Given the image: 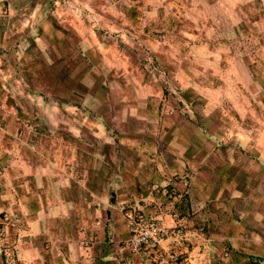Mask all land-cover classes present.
Returning <instances> with one entry per match:
<instances>
[{"label": "rangeland", "instance_id": "374dc122", "mask_svg": "<svg viewBox=\"0 0 264 264\" xmlns=\"http://www.w3.org/2000/svg\"><path fill=\"white\" fill-rule=\"evenodd\" d=\"M2 112L22 115L23 141L32 143L25 154L37 152L38 163L64 138L72 220L64 235L37 221L45 187L20 175L18 203L0 209V264H51L61 255L47 252L53 242L67 246L70 264H100L104 256L123 264L128 237L115 250L111 235L97 236L108 224L98 223L109 214L105 197L128 236L126 213H166L158 202L172 208L193 232L187 248L211 228L190 207L191 186L198 203L207 195L218 201L213 212L264 224V0H0V120ZM10 136L0 151L19 149ZM151 163L174 166L167 185L149 183L146 173L136 180L135 167ZM211 165L224 170L226 201L211 198L221 189ZM83 195L96 201L78 203ZM78 212L91 222L77 221ZM211 243L206 264H251L218 234Z\"/></svg>", "mask_w": 264, "mask_h": 264}, {"label": "crops", "instance_id": "0c3cea01", "mask_svg": "<svg viewBox=\"0 0 264 264\" xmlns=\"http://www.w3.org/2000/svg\"><path fill=\"white\" fill-rule=\"evenodd\" d=\"M39 104L40 102H36ZM10 107L12 105L8 104ZM35 105V104H34ZM39 107V106H38ZM15 109H18L16 106ZM40 108V107H39ZM53 109L62 110L65 109L64 106H60L59 104L52 105ZM33 109H37V106L33 107ZM5 113L2 112V118L0 120V139H13L10 135L14 136L16 138V141L18 143V150H4L3 152L0 151L1 157V163L4 165L3 172L0 173V209L1 210H8L11 211V209L14 208L15 203H18L20 196L19 192L21 189L19 188L20 184L17 181V177L20 175H33L28 176L31 182H35V185L37 187L42 186L45 187V191L40 189V192L42 193V197L44 198L41 203H44L46 205V212L41 213L38 212L35 215V219L37 221L45 220L47 223L52 222L53 224H56L60 227L61 231L63 230V233L61 235L66 234L65 229L66 226H68L69 220H72L70 217L69 212H66L67 206L70 203L69 200V189H70V178H69V154L67 150V146L65 145L64 138L61 137V148L60 149H51V157L50 160H45L43 163H38L37 159H41L39 155H37V152H33V157H29L25 154V146L32 147V143H28L27 141H23V132L25 131L23 128V123L21 121L22 115L18 113L17 116H6ZM63 114V112H62ZM98 123V120L95 121V125ZM98 126V125H97ZM13 127V131H11L9 128ZM18 127L22 128L21 130L18 129ZM56 127V126H55ZM39 129L37 127H34V131H38ZM47 130L52 132L51 128L47 127ZM15 131V133H14ZM20 132L19 135L16 136V133ZM27 132V131H26ZM94 136H97L96 132H93ZM66 139V138H65ZM80 139V138H79ZM27 149V148H26ZM33 150V149H32ZM31 151V150H29ZM58 153V154H57ZM57 154V155H56ZM79 156V153H78ZM59 158V161L55 162L56 158ZM34 159V160H33ZM60 162V163H59ZM154 165L157 166V168L154 167ZM148 170H140L138 166L135 167L134 173L135 178L137 180V176L141 177V174L146 173L144 175V178L149 181V183L152 181H157L160 185H167L170 180L169 173L173 170L174 166L168 165V164H154L151 163L150 166H146ZM122 169V167H120ZM90 169V172H94L96 174L99 171V167L92 166L88 167V170ZM216 169L217 177L220 182V185L217 186V188H221L218 190V192H215L214 195L211 197L212 199L216 198H224L230 195V192H227V196H223L224 194V180H226V176L224 174V170L221 169V167L217 168L214 165H211V170L213 171ZM118 170V167H117ZM142 171V173H141ZM202 172V170L200 171ZM195 175H191V178L193 179ZM197 177V176H196ZM195 177V178H196ZM139 179V178H138ZM204 180V179H203ZM198 179H195L193 183L197 182ZM215 181V180H214ZM213 181V182H214ZM116 181L112 182V185H119L123 186V183L119 181V183H115ZM224 182V183H222ZM167 183V184H166ZM222 183V184H221ZM85 181L79 183V185L84 186ZM135 184V183H131ZM214 185V184H213ZM141 187V185H139ZM226 187V186H225ZM216 188V189H217ZM127 189V187L125 188ZM83 192L85 189H82ZM215 190V187H213V192ZM57 191V193H56ZM117 191H120V189H117ZM189 192H191V195L193 196V199L190 198V207L193 211L200 210L199 214H202L206 225L211 227L207 231H205V241H202V243H193L190 247L188 246L186 250V256L185 260L191 262V264H206V261H204V258L209 256V252L213 249V243H211L212 238L215 234H218L221 239H223L224 243L227 244V246L233 249V252L237 253V258L241 256V253L249 254L248 256H245L242 258L243 261L248 260L252 264L251 258L253 260H257L259 264H264V224L261 222V219H243V218H233L231 216H228V214L225 213L226 216L223 214H220V211L218 213L213 212V206L216 205L217 202L211 203L212 201L209 200L208 195L204 200H202V203L197 202V188H189ZM212 192V193H213ZM212 195V194H211ZM216 195V196H215ZM86 195H83V197L78 196L77 200L78 203H85L92 204L96 200L89 198L87 199L85 197ZM160 197V201H162ZM124 199L122 196L119 197V200ZM103 201V207L108 210V215H105V210L101 213L104 216V219L99 218V222L103 220L108 221L109 228H106L103 224L102 231L98 232V237H100V240L102 241V238H104L105 233L112 236V244L111 246L116 248L118 247L119 241H122L126 236L128 237L127 228L122 220V218L114 211L112 212L111 206L114 204L108 197H105L102 199ZM228 202H225V209L226 206H229L228 209L232 211L231 207V199H227ZM40 202V201H39ZM164 202V200H163ZM228 203V204H227ZM197 204H202L201 208L198 207ZM221 205L224 204V202L220 203ZM58 207V208H57ZM113 207V206H112ZM66 208V209H65ZM86 209V208H84ZM56 210V211H55ZM58 211V212H57ZM85 210L81 211L84 212ZM78 212L77 215V221L82 219L83 213ZM85 213V212H84ZM86 214V213H85ZM86 215H89L86 214ZM83 217V221L87 220V222H91L90 219L87 217ZM96 217L93 219L92 222L97 221V217L99 214H92L91 217ZM164 219V221L167 224H172V220L168 218V215H161ZM215 222L217 223L215 229ZM221 222V223H220ZM104 223V222H103ZM220 223V224H219ZM82 225L85 226L83 223ZM53 226V225H52ZM90 226V225H89ZM51 227V225H50ZM98 228V226H94V229ZM51 234L47 230L46 234L50 237H54L56 235V229L51 227ZM67 230V229H66ZM107 231V232H106ZM214 231V232H213ZM217 232V233H216ZM83 233V232H82ZM197 242V241H196ZM55 244V246H54ZM165 244V243H164ZM196 244V245H195ZM121 249L119 248V252ZM47 252L50 254H54L55 252L61 253L58 257H53L51 260V264H70L68 260L66 259L67 254V246L66 245H60L59 243H52V246L47 249ZM65 255H64V254ZM253 255V256H252ZM185 256V255H183ZM256 256V258L254 257ZM105 258H101L100 264H117V262H113L112 258L110 256H104ZM242 257V256H241ZM110 258L111 260H106ZM115 257H113L114 259ZM241 258H239L240 260ZM254 264V263H253ZM255 264H258L255 262Z\"/></svg>", "mask_w": 264, "mask_h": 264}, {"label": "built area", "instance_id": "2783aa9c", "mask_svg": "<svg viewBox=\"0 0 264 264\" xmlns=\"http://www.w3.org/2000/svg\"><path fill=\"white\" fill-rule=\"evenodd\" d=\"M2 169L0 163V172ZM156 205L159 210L167 212L157 215L126 213L130 231L124 241L128 255L122 259L123 264H188L183 254L193 232L191 234V229L184 224V218L177 216L172 208L160 202ZM165 214L173 224H167L162 219L161 215ZM225 255H228L227 252Z\"/></svg>", "mask_w": 264, "mask_h": 264}]
</instances>
